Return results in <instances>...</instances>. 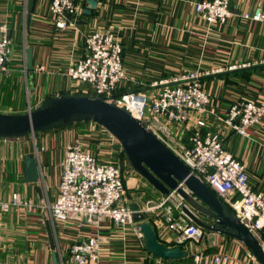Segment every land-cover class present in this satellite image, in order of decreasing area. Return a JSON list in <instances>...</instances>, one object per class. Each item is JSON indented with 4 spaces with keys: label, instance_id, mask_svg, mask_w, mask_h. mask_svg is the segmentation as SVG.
<instances>
[{
    "label": "crops",
    "instance_id": "1",
    "mask_svg": "<svg viewBox=\"0 0 264 264\" xmlns=\"http://www.w3.org/2000/svg\"><path fill=\"white\" fill-rule=\"evenodd\" d=\"M194 1L95 0L91 5L85 0L79 12L70 18L68 26L59 29L48 15L49 0H34L28 27L25 24V0H0V24H6L10 36L22 20L25 32L28 30L31 37L26 46H32L34 79L30 86L34 103L26 102L24 110L38 105L48 95L71 90L65 71L72 59L83 54L85 35L96 30L117 31L122 40L123 67L129 78L118 86L144 92L152 78H169L189 70L218 69L200 76L203 88L209 94V108L214 110L208 114L207 123L211 130L218 132L223 147L245 164L253 189L264 193V118L250 126L246 136L233 131L222 119L229 103L236 98L264 100V22L241 17L242 12L252 11L255 6L264 7V0H229L231 14L224 23H207L200 19L193 9ZM23 64L24 69L25 55ZM22 72L29 83L28 72ZM57 129L36 132L35 140H27L26 136L0 138V149L8 145L10 150L13 149L11 160H3L0 156V200L8 199L12 192H19L23 199L34 203L25 216H20L21 209L0 208V264H46L31 260L32 248L46 252L52 264V248L45 224L49 216L41 203L43 199L46 201V193L39 183L44 184L46 176V184L57 187L63 146L78 137L75 127L70 131ZM56 139L61 140V151L51 154L47 144L48 148L52 144L58 148L54 143ZM26 153L37 157L40 178L36 182L24 181L23 156ZM51 168L56 169V175ZM127 181L129 186L126 183V188L136 191L135 198L126 197L128 202L135 201L142 206L147 199L159 196L145 179L133 172ZM149 186L147 196L142 188ZM55 195L56 191L52 200ZM146 219L153 225L160 241L168 246L176 244L177 236L171 234L172 231L164 229L152 215H146ZM4 222L13 225L10 232L4 230ZM95 229L92 224L66 228L57 221L52 231L60 264H69L72 243L92 234ZM99 230L103 240L96 264H158V257L146 251L143 238H137L129 227L121 231L104 221ZM18 234L34 237L31 246L23 244L26 256L21 255L23 246L17 244L21 240V237L17 238ZM200 248L207 252H217L220 248L228 250L233 256L230 264H256L247 257L248 249L243 244L217 233L205 232Z\"/></svg>",
    "mask_w": 264,
    "mask_h": 264
},
{
    "label": "built area",
    "instance_id": "2",
    "mask_svg": "<svg viewBox=\"0 0 264 264\" xmlns=\"http://www.w3.org/2000/svg\"><path fill=\"white\" fill-rule=\"evenodd\" d=\"M84 1L49 0L47 11L56 28L68 26L70 18L79 12ZM193 9L207 23H224L231 14L229 0H196ZM241 17L264 22V7L255 6L252 11L242 12ZM10 53V32L6 24H2L0 71L7 69ZM216 70H189L169 78H152L148 87L154 89L149 98L143 91L114 93L120 82L129 79L122 62V40L117 31L96 30L85 35L83 54L69 62L65 73L74 90L72 93H93L125 107L177 154L192 174L231 207L264 249V193L249 184L245 164L223 147L220 135L210 129L206 120L214 110L209 108V94L203 88L200 76ZM263 118L264 100L236 98L229 103L222 119L233 131L246 136L248 128ZM108 135L115 139L110 133ZM59 166L60 179L55 198L45 204L52 227L57 221L73 223L77 228L89 224L96 226L92 234L72 243L69 264L98 262L103 240L99 226L104 221L121 231L129 227L137 238H143L138 222L131 218L123 169L119 163L100 160L97 152L84 147L81 140L75 138L64 144ZM125 166L129 170L127 161ZM178 186L186 190L182 182ZM41 203L44 204V199ZM33 205L19 192H12L8 199L0 200L3 210H30ZM182 205H185L182 196L172 189L167 194L159 193V196L147 199L140 205V210L145 215L154 216L164 229L177 234L176 244L186 251L189 264H230L233 256L228 250L220 248L217 252H207L200 248L205 231L183 212ZM247 257L258 264L249 251ZM157 262L174 264L159 257Z\"/></svg>",
    "mask_w": 264,
    "mask_h": 264
},
{
    "label": "water",
    "instance_id": "3",
    "mask_svg": "<svg viewBox=\"0 0 264 264\" xmlns=\"http://www.w3.org/2000/svg\"><path fill=\"white\" fill-rule=\"evenodd\" d=\"M91 5L95 0H89ZM25 24H30L34 0H25ZM25 71L33 84L32 46L24 51ZM90 119L104 128L119 143L129 166L160 194L176 189L185 205L183 212L205 232L217 233L243 244L258 264H264V249L256 236L237 217L231 207L205 182L191 173L188 165L148 130L125 107L109 102L104 96L61 93L43 99L24 112L0 111V138L21 137L35 132L65 127ZM25 182L40 178L35 154L23 156ZM182 182L186 190L178 183ZM40 192V190H39ZM41 195V194H40ZM131 218L138 222L147 252L163 259L177 260L186 256L179 245L168 246L157 237L153 225L140 210L138 202H128ZM52 264H60L55 249L52 227L45 221Z\"/></svg>",
    "mask_w": 264,
    "mask_h": 264
},
{
    "label": "rangeland",
    "instance_id": "4",
    "mask_svg": "<svg viewBox=\"0 0 264 264\" xmlns=\"http://www.w3.org/2000/svg\"><path fill=\"white\" fill-rule=\"evenodd\" d=\"M1 25L2 24H0V26ZM15 27L16 28L11 33L12 35L11 36L12 37L11 38V53L8 58V62H6L7 69L0 71V111H3V112H22L24 109H26L25 108L26 102L34 103V92L31 90L30 84L26 81V77L24 76L25 72H22V70L24 71L23 69L24 48L30 41L29 38L31 37L27 34L28 30L25 32V25L24 23H22V20L21 22L19 20V24H17ZM153 89L154 88H150V87H147L144 89V92L146 93L147 98H149V94L151 90ZM70 92H74L72 87H71V90L64 92V93H70ZM147 102H149V99L147 100ZM91 126L95 127L94 131L92 132L90 129ZM74 127L77 130L76 132L78 136L77 138L81 140L84 147L94 151L95 153L97 152L99 154L100 160L109 159L108 158L109 156H105V155H112L111 156L112 159L116 161L117 163H119L121 168L123 169V177L125 179V183H127L128 182L127 179L129 178L130 170L132 168L129 167V170H126V167H127L125 166L126 160H125V157H123L124 155L123 156L119 155L118 142L115 139L111 138L104 128H102L101 126H99L93 121L91 122L83 121L82 123H79L77 125H72V126H68L65 128L70 131L71 129H74ZM85 128H87V131L85 130ZM96 129H99V130H96ZM57 131L58 129L54 130V132H57ZM25 136L27 140H31V139L35 140L37 133H33L32 135L27 134ZM7 142H10V141H7ZM60 142L61 140H58V139H56V142H54L57 144V147L59 149L58 148L55 149L56 146H54L53 144L50 148H48L49 144H47V150L50 149L51 154H54V153L56 154L57 152L61 151V148L59 146ZM10 143H12V141ZM6 147H2L0 149V153H2L0 156H2L3 160H5V158H9V160H11L10 155L13 153V149L10 150L9 145ZM50 170L54 171L56 175L55 168H51ZM132 172L134 175L137 174L134 170H132L131 173ZM46 182H47V178L45 176L44 184L42 181L39 184L40 186H42V188L44 189L43 191L46 193V197H45L46 201L47 200L51 201L52 194L54 191H56L55 189L56 185L54 186V184H51V183L46 184ZM127 186H129V183H127ZM133 186L132 188H134ZM127 188H126L127 191H126L125 197H127L128 199L135 198L136 191H132L130 187H127ZM142 189L145 195L148 196L149 191H150V186L149 188L146 187ZM46 201H44V204L42 205L44 208H45ZM4 210L9 211V209H4ZM19 212H20V216H25L26 215L25 213L28 212V210L26 208H22L21 210H19ZM63 224H65L66 228L69 226H73V225L75 226V224L73 223H63ZM2 226L4 227V230H6L7 232H10L11 228H13L12 227L13 225L10 222H4L2 223ZM18 232H21V230ZM171 234H173L174 236L177 235L175 232H172ZM19 243L23 246V249L20 250L21 255L26 256L25 246L23 245L21 240L17 242L18 245ZM31 250H32L31 254H33V256H31L32 261L37 260L39 263L40 261H45L46 264H51L49 255L46 252L44 253L42 252V250H38V249L34 250V248H32Z\"/></svg>",
    "mask_w": 264,
    "mask_h": 264
},
{
    "label": "trees",
    "instance_id": "5",
    "mask_svg": "<svg viewBox=\"0 0 264 264\" xmlns=\"http://www.w3.org/2000/svg\"><path fill=\"white\" fill-rule=\"evenodd\" d=\"M134 87H135V86H134ZM134 89H137V88H134ZM128 90H132V89H130V88H124V87H122V86H117V87L114 89V93H120V92L128 91ZM92 94H93V93H92ZM49 96H50V95L46 96L45 98H47V97H49ZM83 121H90V122H91L90 119H86V120H83ZM83 121L75 122V123H73V124H71V125H68V126L77 125V124H79V123H82ZM68 126H65V127H68ZM65 127H58V128H65ZM53 129H54V128H53ZM53 129H49V130H53ZM55 129H57V128H55ZM35 133H36V132H35ZM24 136H25V135H24ZM185 140H186V138H185ZM118 148H119V155H120V156H123V154L121 153V148H120L119 143H118ZM111 156H112V155H110L109 159L112 160V161H114V160L112 159ZM115 162H116V161H115ZM18 237H21V241H22V243L25 244L26 246H28V244H29V246H31L32 241L34 240V237H33V236H30V237L26 238V237H24V236H20V234H18V235H17V238H18ZM17 240H19V239H17ZM31 248H32V247H31ZM30 250H31V249H30ZM30 256H33V254H30ZM166 260H168V261H170V262H173L174 264H189V262H190V258H189L188 256H185V257L180 258V259H177V260H170V259H166Z\"/></svg>",
    "mask_w": 264,
    "mask_h": 264
}]
</instances>
